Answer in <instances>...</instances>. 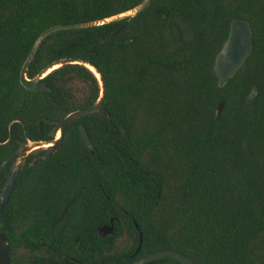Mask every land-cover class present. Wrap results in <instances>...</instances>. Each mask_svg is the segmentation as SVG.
I'll return each instance as SVG.
<instances>
[{"label":"trees","instance_id":"obj_1","mask_svg":"<svg viewBox=\"0 0 264 264\" xmlns=\"http://www.w3.org/2000/svg\"><path fill=\"white\" fill-rule=\"evenodd\" d=\"M142 1L0 0V165L27 140H53L60 120L100 97L79 64L51 71L43 91L25 89L19 75L35 39ZM233 18L247 21L253 46L220 86L214 65ZM123 22L54 32L27 68L33 79L58 60H84L107 94L50 157L34 164L48 150L27 155L0 212L10 264H132L165 250L195 264H264V0H152L106 40ZM15 160L1 169L0 188ZM111 219L113 234L100 237Z\"/></svg>","mask_w":264,"mask_h":264},{"label":"water","instance_id":"obj_2","mask_svg":"<svg viewBox=\"0 0 264 264\" xmlns=\"http://www.w3.org/2000/svg\"><path fill=\"white\" fill-rule=\"evenodd\" d=\"M152 2V0H143L139 5H137L135 8L110 17L105 18L99 21H87V22H81V23H73V24H66V25H57L50 27L46 30H44L34 41L27 58L25 59L20 75L19 80L20 84L29 91H43L44 86L40 82L47 74H49L54 69H57L63 65H69V64H79L83 65L86 68H88L91 72L94 73L96 76L101 92L99 99L93 103L92 105L74 111L70 114H68L66 117H64L62 120H60L54 128V139L51 141H40V142H30L27 140L25 144H23L16 153V160L13 165V168L11 170L9 179L5 186L0 190V212L7 204V201L11 195V193L14 190L16 181L18 179L19 173L22 169V166L24 164V161L28 154L31 152L37 150V149H47V153L40 159H37L34 161V164L42 161L44 158L50 157L55 151H57L60 146L62 145L63 138L65 131L67 127L74 122L75 120L96 113L98 112L101 107L103 106L105 100H106V94H107V88L105 84V80L101 74V72L91 63L80 60V59H61L56 62H53L49 66H47L45 69H43L36 77L33 79H28L26 77V71L28 66L30 65L31 61L33 60L40 44L43 42V40L50 34L58 31H68V30H80V29H87L92 28L95 26L107 24L113 21H124L123 24L118 27L115 31H113L106 40H110L112 37H114L116 34H118L124 27H126L136 16H138L140 13H142ZM253 46V38L251 34V30L249 27V24L247 21L239 18H233L231 22V29L230 34L223 45L221 51L217 55V58L215 60V73L219 80V85H224L230 77L233 76V74L236 72V70L243 64L246 57L250 54L251 49ZM223 110V103H219L216 112H215V118L216 120H219L222 114ZM79 131L82 136V139L85 143V145L89 148H93V145L87 135V132L83 125H79ZM58 134V137L56 136ZM7 157L0 165V172L3 167H5L8 163V161L12 158L14 155ZM67 207H65L61 213L58 215V217L53 221L51 224V228H53L64 216L65 212L67 211ZM134 226L136 230L139 233V245L137 247L136 253L139 251L141 243H142V233L138 227V225L134 222ZM114 232V226H113V219L110 220L109 225H103L98 229V234L100 237L104 238L107 235L113 234ZM172 258L174 260H177L178 262L182 264H195L192 260L187 258L186 256L182 255L181 253L173 250H165V251H159L155 253H151L149 255L137 258L133 261L132 264H145L157 259L161 258ZM0 264H9V247L8 243L3 235V233L0 230Z\"/></svg>","mask_w":264,"mask_h":264},{"label":"flooded vegetation","instance_id":"obj_3","mask_svg":"<svg viewBox=\"0 0 264 264\" xmlns=\"http://www.w3.org/2000/svg\"><path fill=\"white\" fill-rule=\"evenodd\" d=\"M13 156H14V155H13ZM12 168H13V166H12ZM11 170H12V169H11ZM10 173H11V172H10ZM4 186H5V185H4ZM4 186H3V187H4ZM3 187H2V188H3ZM2 188H0V190H1ZM11 194H12V193H11ZM10 196H11V195H10ZM9 198H10V197H9ZM8 200H9V199H8ZM7 202H8V201H7ZM2 210H3V209H2ZM8 247H9V246H8ZM9 259H10V252H9ZM9 264H10V260H9Z\"/></svg>","mask_w":264,"mask_h":264},{"label":"bare ground","instance_id":"obj_4","mask_svg":"<svg viewBox=\"0 0 264 264\" xmlns=\"http://www.w3.org/2000/svg\"><path fill=\"white\" fill-rule=\"evenodd\" d=\"M56 136L58 137V134Z\"/></svg>","mask_w":264,"mask_h":264}]
</instances>
